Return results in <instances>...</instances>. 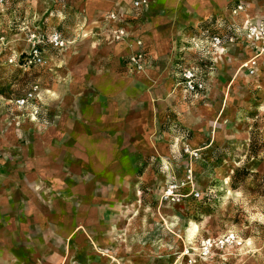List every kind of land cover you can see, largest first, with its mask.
I'll return each instance as SVG.
<instances>
[{
	"label": "crops",
	"instance_id": "1",
	"mask_svg": "<svg viewBox=\"0 0 264 264\" xmlns=\"http://www.w3.org/2000/svg\"><path fill=\"white\" fill-rule=\"evenodd\" d=\"M134 1L84 0L87 26L68 47L69 91L58 88L51 122L42 114L37 124L23 115L18 127L10 117L3 123L0 264H59L111 236L121 204L166 156L168 124L184 116L187 97L175 70L192 54L182 52L191 27L235 0H148L139 10ZM112 12L123 22H108ZM119 29L128 37L118 43L112 32ZM138 52L150 63L131 73L128 59Z\"/></svg>",
	"mask_w": 264,
	"mask_h": 264
},
{
	"label": "rangeland",
	"instance_id": "2",
	"mask_svg": "<svg viewBox=\"0 0 264 264\" xmlns=\"http://www.w3.org/2000/svg\"><path fill=\"white\" fill-rule=\"evenodd\" d=\"M41 1L0 2V134L7 117L13 127L21 115L37 124L43 114L49 124L58 88L69 91L63 76L73 63L68 47L87 26L84 0ZM213 19L225 24L219 32L225 38L226 29L235 30L218 59L204 60L212 92L194 105L187 99L183 118H172L166 156L151 163L121 204L111 236L59 264H189L187 247L196 264H264V57L245 67L256 50L241 33L243 24L264 21V0H235ZM54 31L67 41L64 48L50 45ZM35 43L42 64L35 62ZM29 93L36 107L17 108ZM171 183L185 195L180 203L163 198ZM192 225L198 229L191 236ZM205 239L217 243L207 257L200 249Z\"/></svg>",
	"mask_w": 264,
	"mask_h": 264
},
{
	"label": "built area",
	"instance_id": "3",
	"mask_svg": "<svg viewBox=\"0 0 264 264\" xmlns=\"http://www.w3.org/2000/svg\"><path fill=\"white\" fill-rule=\"evenodd\" d=\"M3 2V0H0ZM150 3L148 0H136L133 2V7L135 10L146 9L149 8ZM242 10V7H239ZM236 13V11L234 12ZM108 22L116 23L123 22L118 13L112 12L107 17ZM207 28L201 29L200 25L198 28L194 29L193 37L189 39L186 43L188 47H185L182 52L186 50L190 51L192 54L200 55L202 61L191 62L189 59L184 57H180L176 61V77L179 80L178 87L183 89L187 99L192 97L194 100H202L206 99L209 96L210 88L209 82H211L210 76L212 68L210 65L204 63V60L210 61L213 63L215 59L224 52V45L228 42H232L233 36L231 33L235 30L232 27L226 29V33H230V37L225 38L222 32L225 24L222 21L217 19L210 18L206 20ZM216 31L218 33H216ZM113 40L116 42H123L128 37V34L124 29L115 30L112 32ZM241 33L248 43L253 44L256 55L253 57L252 61L246 64L245 67H249V64H256L257 60L261 57H264V21L259 22H247L241 26ZM35 36V35H34ZM50 45L55 49H62L67 45V41L63 38V36L54 31L49 37ZM41 43H35V47L39 46ZM34 59L35 62L42 64L43 59L40 55V50L35 48L34 50ZM179 61V62H178ZM150 63V59L145 52H138L133 54L128 59V69L131 73H136L143 71L148 68ZM254 64V65H255ZM252 66H250L251 68ZM253 71H251V74ZM34 101L33 93L27 94L25 97L21 99H17L15 101L16 107L19 109H26L32 106V102ZM35 108L36 106H32ZM38 114V111L37 113ZM198 196V194H197ZM163 198L167 202L172 203H180L182 199L185 198L184 194L180 193V187L176 183H171L164 191ZM217 243L212 239H205L201 241L200 249L201 254L204 257H207L211 254L214 246ZM193 247H187L185 249L184 255L188 258L189 264H196V259Z\"/></svg>",
	"mask_w": 264,
	"mask_h": 264
},
{
	"label": "trees",
	"instance_id": "4",
	"mask_svg": "<svg viewBox=\"0 0 264 264\" xmlns=\"http://www.w3.org/2000/svg\"><path fill=\"white\" fill-rule=\"evenodd\" d=\"M200 28H201V29H205V28H207L206 21L201 22ZM194 29H195V28L191 27V30H194ZM216 33H218V32L216 31ZM178 62H179V61H178ZM191 98H192V97H191ZM188 99H190V98H188Z\"/></svg>",
	"mask_w": 264,
	"mask_h": 264
},
{
	"label": "bare ground",
	"instance_id": "5",
	"mask_svg": "<svg viewBox=\"0 0 264 264\" xmlns=\"http://www.w3.org/2000/svg\"><path fill=\"white\" fill-rule=\"evenodd\" d=\"M197 229H198L197 226L192 225V229L190 230V235H191V236L194 235Z\"/></svg>",
	"mask_w": 264,
	"mask_h": 264
}]
</instances>
